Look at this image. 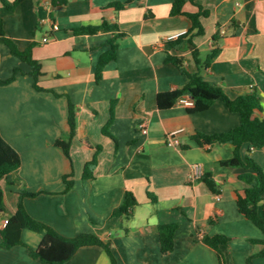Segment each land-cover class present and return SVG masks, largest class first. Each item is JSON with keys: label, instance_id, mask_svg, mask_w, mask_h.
Wrapping results in <instances>:
<instances>
[{"label": "crops", "instance_id": "crops-1", "mask_svg": "<svg viewBox=\"0 0 264 264\" xmlns=\"http://www.w3.org/2000/svg\"><path fill=\"white\" fill-rule=\"evenodd\" d=\"M53 1L25 0L10 12L0 0L6 34L21 51L35 43L33 57L45 73L38 90L31 66L0 42V79L15 76L0 85V135L22 160L3 182L7 213L17 211L22 191L39 193L23 199L31 217L66 238L95 233L111 240L118 264H219L217 253L202 240L215 235L231 239L221 246L226 264H249L262 249L256 242L264 235L238 211L237 192L246 188L239 180L243 171L221 166L233 157V148L202 147L191 138L196 132L230 131L240 125L239 114L222 100L196 114L179 103L163 110L158 96L188 83L177 66L166 62L169 54L183 57L187 71L195 74L199 67L194 51L204 61L219 49L202 72L204 80L231 99L257 92L262 99L257 116L264 118V0H186L184 14L175 17L171 15L175 0H67L60 6ZM118 3L129 4L118 11L114 6ZM200 7L208 15L200 18L204 34L196 35L188 14L198 13ZM104 22L118 30L73 33ZM182 32L189 33L168 41ZM120 33L124 36L118 37ZM110 41L118 46L117 58L97 82L96 68ZM70 103L76 107L77 131L68 156L57 141L71 133ZM112 117L108 136L104 129ZM143 122L147 135L139 131ZM179 130L184 131L179 135L183 147H170L169 134ZM96 147L101 150L94 178L84 180ZM241 152L264 169V148L252 151L245 144ZM196 164L204 175H213L220 194L201 178L191 180ZM70 175L74 185L66 191L64 177ZM127 192L139 202L133 218L112 217ZM150 194L157 199L155 205ZM259 211L263 216V206ZM167 224L179 228L174 250L163 255L159 227ZM43 236L26 229L22 233L26 245L10 249L2 246L0 237V264H45L31 254ZM66 264L112 263L104 249L92 246L80 248ZM252 264H264V259L256 258Z\"/></svg>", "mask_w": 264, "mask_h": 264}, {"label": "trees", "instance_id": "trees-1", "mask_svg": "<svg viewBox=\"0 0 264 264\" xmlns=\"http://www.w3.org/2000/svg\"><path fill=\"white\" fill-rule=\"evenodd\" d=\"M24 1L25 0H16L14 3H6L5 0H2L10 12H13L16 7ZM66 3L67 0L53 1L54 6L65 5ZM128 4L129 3H118L114 4V6L120 11ZM185 4L186 0H175L171 15L175 17L184 14L183 8ZM207 15L208 12L203 10L202 7H200L198 13L188 14V17L193 22L192 33L196 31V35L204 34V28L200 18ZM117 30V26L104 22L100 26H89L76 29L73 33L75 35H92L99 32H114ZM188 33L189 32H187V34ZM123 36L124 35L121 33L118 35V37ZM215 39L217 40L218 36H216ZM190 41L191 40H189V42ZM0 42L7 45L14 56L31 66V76L34 78L35 87L41 90L38 86V82L45 73L43 66L33 57V49L36 47V44L34 43L26 50L21 51L17 44L6 34L4 22L1 17ZM109 45L110 49L101 57L96 68L95 77L97 82L102 80L108 64L115 61L117 58L118 46L115 44V41H110ZM170 46L174 47V44L170 43ZM218 53L219 49L212 50L203 61L200 58L199 52L194 51V58L199 67V71L195 74H191L187 71L185 59L183 57L169 54L166 62L177 66L181 72L188 77V83L180 90L159 94L158 105L160 109L166 110L174 107L182 97H190L194 100L195 104L193 107L187 108L188 112L190 114H196L208 111L217 101L222 100L231 112L239 114L241 121L238 127L214 135L196 132L191 138L202 147L228 145L233 148V157L222 162L221 166L243 171L239 175V180L246 184V188L237 192L238 211L264 235V215L262 216L259 211L261 206L264 208V169L249 154L243 155L241 152L245 144H248L250 149L264 148V118L257 116L262 110V99L257 92L231 99L222 88L211 85L204 80L202 72L209 69ZM14 79L15 76L9 80L0 79V85L9 84ZM112 121L113 117L108 126L104 129L105 135L111 136L109 127ZM69 125L71 133L68 139L57 141V145L61 147L68 156H70L72 140L77 131L76 107L71 103L69 106ZM82 142L89 148H93L94 146L88 139H83ZM96 150L97 153L94 158L85 166L83 173L84 180H91L94 178V171L98 165V154L101 148L96 147ZM21 164L22 160L19 153L0 135V220L6 222L4 228L0 230L2 246L5 249H10L15 246L26 245L23 241L22 233L24 230L28 229L32 232L44 235L39 247L36 250H31V254L34 258L40 259L45 264H66L74 257L80 248L92 246L104 249L110 257L111 263L118 264L111 240L101 238L95 233H81L75 238H66L52 227L31 217L23 205V199L25 197L35 198L39 196V193H31L26 190L22 191L19 193L20 201L17 211L12 215L7 213L3 182H8L9 177L20 168ZM72 177V175L64 177L66 191H69L74 185ZM201 180L213 193L220 194V187L211 173L205 174ZM149 198L154 205L157 203V199L154 195L150 194ZM137 206H139V202L136 197L132 193L127 192L123 204L112 212V217H123L129 221L133 218L134 210ZM178 228V224H167L159 227L163 255H168L174 250L175 234ZM202 240L217 253L219 264H226V258L221 250V246L228 245L231 239L223 235H215L212 237L204 236ZM256 243L261 245L262 249L249 258V264H252L253 260L256 258L264 259V240L257 241Z\"/></svg>", "mask_w": 264, "mask_h": 264}, {"label": "built area", "instance_id": "built-area-1", "mask_svg": "<svg viewBox=\"0 0 264 264\" xmlns=\"http://www.w3.org/2000/svg\"><path fill=\"white\" fill-rule=\"evenodd\" d=\"M185 34H187V32H182V33H179L177 35L171 36L168 38V41L177 40L180 37L184 36ZM178 103L185 106V107H193L195 104L194 100L190 97H182L178 101ZM139 131L143 135L148 134V127H147V124L145 122H143L139 125ZM183 132H184L183 130H179V131H175L173 133H170L168 136V145L170 147L182 148L184 145V142L179 138V135L182 134ZM251 150L253 151L255 149L252 148ZM203 176H204L203 167L199 164L194 165L193 170H192L191 180H196V179L202 178ZM5 225H6V222L2 221L0 223V230L3 229Z\"/></svg>", "mask_w": 264, "mask_h": 264}, {"label": "rangeland", "instance_id": "rangeland-1", "mask_svg": "<svg viewBox=\"0 0 264 264\" xmlns=\"http://www.w3.org/2000/svg\"><path fill=\"white\" fill-rule=\"evenodd\" d=\"M2 222V220H0V223Z\"/></svg>", "mask_w": 264, "mask_h": 264}]
</instances>
